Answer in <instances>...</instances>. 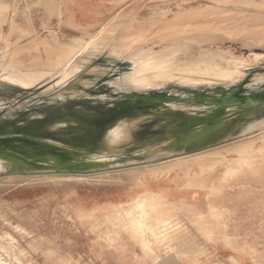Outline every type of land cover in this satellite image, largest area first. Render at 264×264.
Masks as SVG:
<instances>
[{"label":"rangeland","instance_id":"rangeland-1","mask_svg":"<svg viewBox=\"0 0 264 264\" xmlns=\"http://www.w3.org/2000/svg\"><path fill=\"white\" fill-rule=\"evenodd\" d=\"M254 54H264V0H0V264H164L169 257L194 264L199 256L210 263L224 253L221 242L264 252V104L244 89L264 79V57ZM134 55L135 69L119 84L181 98L171 102L188 111L234 91L242 102L220 120L194 116L201 120L193 126L133 133L105 156L71 147L60 153L29 137L39 132L38 122L28 124L42 109L48 115L74 101L67 94L47 104L95 58L105 73L106 63ZM147 57L177 62L145 70ZM104 83L89 89L116 99ZM103 166L120 170L51 171ZM209 184H225L224 197L237 208L226 226L211 216L221 198ZM139 200L163 203L175 220L135 207ZM181 201L190 209H179Z\"/></svg>","mask_w":264,"mask_h":264},{"label":"bare ground","instance_id":"bare-ground-1","mask_svg":"<svg viewBox=\"0 0 264 264\" xmlns=\"http://www.w3.org/2000/svg\"><path fill=\"white\" fill-rule=\"evenodd\" d=\"M7 5H8V3H7ZM2 9H4V8L2 7ZM3 12H4V10H3ZM188 22H190V21H188ZM169 27L170 26H168V28ZM177 27H179V26H177ZM184 27H187V25H185ZM172 28L175 29L176 26H175V28L174 27H172ZM169 29H171V28H169ZM165 30L166 29H164L163 31H165ZM193 30H194V27H193ZM195 30H197V29L195 28ZM107 32H109V31H107ZM143 32H144V29H143ZM178 32L180 33V29L178 30ZM113 33H116V32H113ZM113 33H111V34H113ZM170 33L174 34L173 32H170ZM109 34H110V32H109ZM137 34L139 35L140 32H138ZM141 34L143 35L144 33L141 32ZM166 34H168V33H166ZM132 35H134V34H132ZM138 35H137V37H138ZM142 35H140V36H142ZM144 36H145V34H144ZM150 36H152V35H150ZM128 38H129V36L127 37V39H124V40L125 41L129 40ZM142 38H143V36L139 40H142ZM146 38H147V36H146ZM134 39L135 38H133V40ZM120 40L123 41V37H121ZM139 40L137 39L136 41H139ZM127 42H129V41H127ZM132 43L134 44V42H132ZM129 44H131V43H129ZM124 48L122 49V51L124 50ZM149 49L153 50L152 47H150ZM118 51H121V50H118ZM125 51H127V50H125ZM48 52H49V50H48ZM13 55H15V54H13ZM18 55H19V52H18ZM18 55L17 56L15 55V56L18 57ZM148 55L149 54H147V56ZM254 56H256L257 58L260 56L264 57V54H260V55L254 54ZM16 57H15V59H16ZM135 57H137V56L136 55L129 56V58L126 60L119 59V60H113V63L112 62L106 63V64H109L111 67L105 73H102L99 70L94 68V67H97V65H99V66L103 65L102 63L99 62L100 57L95 58L92 63H89L87 65L88 70H86V69L83 70L82 72H80L79 76H77L75 79L70 81L69 84H66V86H64L62 89H59L56 92H54V94H56L55 97H52L54 99H49V100H53V102H51V103L48 102L47 104L50 105L53 103L52 106H56L59 103H61V101H63L65 99V95H67V94L74 97V100L82 99V98H86V97L91 98V99L96 98L97 96H94L93 91H91L89 88L90 87H96L104 81H105L104 84L106 86L108 84L109 87H111L112 89H114V91L119 92V93L132 92V91L133 92H147V90L152 88V87H147V86H144L140 83L139 84L138 83L137 84H129V83L128 84H119V83H123L124 81H126V78L124 75L130 74L135 69L134 68V62L131 60L132 58H135ZM104 59H102V60H104ZM159 59H161V57H158L157 61H153L154 59L148 58L144 64V69L145 70L146 69L151 70V69H156V68H158V69L169 68L173 63L177 62V61H169L168 62L167 60L158 61ZM20 61H22V60H20ZM123 64L129 65V67H126L127 70L124 68L125 71H122L123 67H121V65H123ZM196 71H198V70H196ZM199 73H200V71H199ZM1 82L2 83H0V84L2 85L4 82L3 81H1ZM5 83L8 84V83H12V82L7 81ZM71 83H74V84H71ZM5 86H6V84H5ZM248 87H249L248 90H250V92H252V96H250V97H252L251 102H254V103L261 102L262 104H264V79L259 80L255 84H252ZM1 89H2V87H1ZM101 96L102 97H100V98L102 100H107V99H105V95H101ZM213 99H214V101H212V102L204 101L203 104L205 106H195L194 105V107H197V108H195L193 110L189 109V111L187 109L185 110L184 108H179L182 105L177 106L178 104L176 102H171V101L165 102L164 104H162L160 106L157 105L156 107H151V108H148L145 110H141V109L133 110L132 112H129V113L121 116L120 118H118V120L112 126H109L108 128H104V129L100 128V130L97 133L87 131L88 128L80 126L77 121L72 122V121H67V120H65V121L56 120V121L50 123L45 129L39 130V132H37V133L31 132L29 137L34 138V136H33V134H34L36 137H41V138L46 137L47 139H50L51 141H57V142L69 143V144L70 143L71 144L77 143L78 145H80L82 147H90V148L98 149V150L102 149L103 152H120L118 150L121 148V145H123L124 139L133 133H135V134L136 133H140V134L149 133L150 131H153V129H154L153 127H157V126L159 127L160 125H169L170 126V125L178 123V122L180 123L181 126L182 125L193 126L196 121L201 120V119H195V118L192 119V117H194V116H196V117L205 116L207 119L218 118L220 120L221 119L220 117L223 116L226 111H230V110L235 109V108L238 109V107H236V106H224V107L219 108L217 103L220 101L219 100L220 98L214 97ZM5 103L7 105L10 102L6 101ZM0 105H2L0 107V115H1L2 111L4 109V106H3L4 103L3 104L0 103ZM211 105H213V106H211ZM183 106H186V105H183ZM40 112H45V109L44 110L42 109V111H40ZM200 114H202V116ZM69 123L74 124L76 126L68 128ZM168 135H170V134H168ZM2 136H7V134H3ZM9 140L13 141L12 139H9ZM206 146H209V145H206ZM10 155H11V153H10ZM254 158H257V157H254ZM252 168H254V167H252ZM116 170H120V169H116ZM111 171H114V170H111ZM106 172H109V171H106ZM151 173H152V171H151ZM228 173H229L228 170L226 173L223 172L220 176V179L225 180L227 178ZM60 174H63V173L53 174V175H60ZM76 174H81V173H76ZM90 174H92V173H90ZM224 185L225 184H222V185L209 184L208 185V187L210 189V194L212 195V197L215 198L216 200L218 197L221 198L220 202H218V203L213 202L210 204V213H211V216L222 226L228 225V221H227L228 213L235 212V209H237V208H232L229 205L228 200L225 199V197H224L225 194L223 193V190L225 188ZM145 190H148V189H145ZM139 194H141V193H139ZM242 195H244V194H241L239 196L242 197ZM242 201H243V198H242ZM238 204H240V202ZM238 204L236 203L235 206L236 207L239 206ZM130 206L132 208L133 205H130ZM135 207L143 208V210H144V208H145V210L149 209L150 212H153V211L156 212V210L158 209V211L159 210L161 211V212L159 211L160 214L163 212H165L166 215L168 214L165 217V219L166 218L170 219V221H174L175 219H173V218L176 217L175 213H172V212L169 213L171 209L165 207L163 205V203H154L151 205L149 203H145L144 200H139L135 204ZM190 207H191L190 203L188 204L187 202L181 201L180 207H178V208L182 209V210L183 209L188 210V209H190ZM226 207H227V210H225ZM198 210H199V208H198ZM78 212H79V215L82 217L89 216L86 212L83 211L82 208L78 209ZM160 217H161V215H160ZM177 218H178V216H177ZM163 222H164V220H163ZM155 226L157 227V225H155ZM162 226L164 227L165 224L161 225L160 227H162ZM169 227H170V225H169ZM155 229H157V228H155ZM155 229H154V231H156Z\"/></svg>","mask_w":264,"mask_h":264},{"label":"water","instance_id":"water-1","mask_svg":"<svg viewBox=\"0 0 264 264\" xmlns=\"http://www.w3.org/2000/svg\"><path fill=\"white\" fill-rule=\"evenodd\" d=\"M243 84L239 85L242 86ZM249 87L244 88L247 90V97H250L249 94L252 93L248 90ZM243 89V88H241ZM236 91L232 93H228L222 100H220L217 105L219 108L224 106H235L242 102L240 99H237ZM117 95L116 99L112 100H102L100 97L96 98H82L74 100L70 105L65 104L66 106H59L57 108L52 109L49 114L45 111L41 116H36L31 118L30 123L28 125H32L33 123L38 122V130L45 129L50 123L56 120H67V121H77L80 126L87 127L90 132L97 133L100 129L98 128H108L112 126L118 118L121 116L132 112L133 110L141 109L145 110L151 107H156L157 105H162L165 102H170L172 100L181 99L178 97H173L170 95H159L152 94L148 92H124V93H115ZM243 98V97H242ZM252 98V97H251ZM250 100V99H249ZM44 114V115H43ZM45 117V118H43ZM76 125L70 124L68 128L74 127ZM98 127V128H97ZM92 128H97L96 130H91ZM27 129V128H26ZM88 133V132H87ZM44 139V140H43ZM40 143H44L47 146L54 148L60 153H67V148L71 147V149H78L81 152L85 153L84 155L90 152H101L102 156L109 155L110 152L98 151V149H93L90 147H82L77 143H62L57 141H51L46 137H42ZM64 150V151H63ZM79 153V152H78ZM96 155V154H95ZM95 155L87 156L89 158ZM97 156V155H96ZM84 157V156H83ZM104 164V163H103ZM120 166H103L94 169H52L51 171L57 172H93V171H105V170H113L117 169ZM42 171H16L14 173H35Z\"/></svg>","mask_w":264,"mask_h":264},{"label":"crops","instance_id":"crops-1","mask_svg":"<svg viewBox=\"0 0 264 264\" xmlns=\"http://www.w3.org/2000/svg\"><path fill=\"white\" fill-rule=\"evenodd\" d=\"M222 243V249H224V253L219 255V260H213L210 263L206 262V259H203L204 261H200V259L203 257L199 256V261L197 259V262L194 264H235V260L237 261V264H261L262 258L264 255V252L261 251V249L258 247L256 249L252 248L253 250H249L250 248H247V250L243 252H235L234 248L230 246L229 242H221ZM224 244V246H223ZM169 257V256H168ZM164 264H184L185 260H175L171 257L165 259ZM205 262V263H203ZM98 264H118L116 260L114 262L112 261H100ZM121 264V263H120ZM132 264V263H129ZM189 264V263H185Z\"/></svg>","mask_w":264,"mask_h":264}]
</instances>
